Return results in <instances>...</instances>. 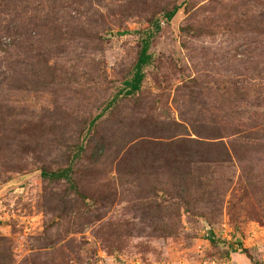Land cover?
<instances>
[{"label": "rangeland", "instance_id": "1", "mask_svg": "<svg viewBox=\"0 0 264 264\" xmlns=\"http://www.w3.org/2000/svg\"><path fill=\"white\" fill-rule=\"evenodd\" d=\"M1 110L0 264H264V0H0Z\"/></svg>", "mask_w": 264, "mask_h": 264}, {"label": "trees", "instance_id": "2", "mask_svg": "<svg viewBox=\"0 0 264 264\" xmlns=\"http://www.w3.org/2000/svg\"><path fill=\"white\" fill-rule=\"evenodd\" d=\"M215 9H217L216 6H215V8L210 7V8H208V11H211L213 13L215 11ZM177 12H178V8H173V10L166 12L164 14L166 22H171L174 19V17L177 15ZM228 17L220 18V21H225L226 19H228ZM249 23H251V22H249ZM232 25L234 27H237L240 29L242 26V23L240 21H237V22H234ZM252 25L253 24H250V26H252ZM151 27L153 28L152 31L154 33H158L160 31V23L159 22L158 23L155 22L154 24L151 25ZM10 31L8 33H10ZM190 31L195 32V34H197V33L201 34V33H203V31H208V33H210L209 26L205 25V22H202V24L198 25V27L195 28V30H192L191 27H189L188 29L186 27L183 30L184 33L190 32ZM153 37L154 36H149L146 40L142 39V41H141V46H140L138 56H137V59L135 61L134 68H133V76H132L131 80L124 83L125 87L128 89V91L126 93V95H128V96L135 95L141 89V85H142L143 80H144L143 70H144V68H146L150 64V62L152 60L151 56L148 55V51H149V48L151 45V41L153 40ZM38 76L39 77L43 76L44 78L47 77L42 70L40 71V74ZM40 84L42 85L41 86L42 88H48L47 85L42 84V83H40ZM30 86L34 90L37 89L36 86L33 84ZM97 119H99V117H97L95 120H97ZM0 120H1V122H3L2 110L0 111ZM3 139H4V137H3ZM185 141H186V143H188V145L191 143V142H187L188 140H185ZM192 143L196 144L197 142H192ZM197 144H198V146L200 145V143H197ZM99 147L101 149L100 150V154H101L103 145H99L95 150L99 149ZM81 149H83V148L79 147V150L75 153L76 157H79V155H80L79 153H80ZM95 150L93 149L92 151H95ZM92 153H94V152H92ZM125 164L126 163L124 161V163H122V165H120L119 168H124ZM95 168L97 169L98 167H95ZM92 169L94 170V168H92ZM94 171H96V170H94ZM70 175H71L70 169L65 170L63 172H58V171L49 172L46 169H43L42 173H41V176L43 177L44 180L53 181V182L64 181L65 183L69 184V187L71 188L74 186H73V181H72V178ZM121 175H123V174H121ZM88 177L91 179H95L93 181L85 182L87 185V190L89 192V189H92V190L97 189L96 183L98 182V179H100L101 174L95 173V174H92Z\"/></svg>", "mask_w": 264, "mask_h": 264}]
</instances>
